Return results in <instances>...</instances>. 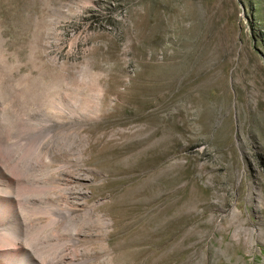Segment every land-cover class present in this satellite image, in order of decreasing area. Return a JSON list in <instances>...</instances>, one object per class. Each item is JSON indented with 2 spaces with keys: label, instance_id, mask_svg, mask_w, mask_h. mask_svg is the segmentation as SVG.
<instances>
[{
  "label": "rangeland",
  "instance_id": "1",
  "mask_svg": "<svg viewBox=\"0 0 264 264\" xmlns=\"http://www.w3.org/2000/svg\"><path fill=\"white\" fill-rule=\"evenodd\" d=\"M0 98L54 117L13 141L69 209L40 258L264 264V0H0Z\"/></svg>",
  "mask_w": 264,
  "mask_h": 264
},
{
  "label": "bare ground",
  "instance_id": "2",
  "mask_svg": "<svg viewBox=\"0 0 264 264\" xmlns=\"http://www.w3.org/2000/svg\"><path fill=\"white\" fill-rule=\"evenodd\" d=\"M64 104L66 105V102ZM64 107H61V109L64 110ZM3 112L0 109V243L7 246V248H13L14 252L15 250L23 251L20 253L17 252L16 255L13 253L2 254L0 252V264H20V262L22 264H32L35 261L34 264H62L68 260L65 254L60 253L54 257L52 255V258L49 256L51 259H47V257L44 259V256L42 259L35 253V250H33L34 247H31L32 245L28 246L29 244L25 243L26 239L24 235L32 225H39L38 221H41L40 216L37 217L36 214H43L41 216L45 217V224L42 227L47 224L52 226L65 220L68 216L69 209L66 204H60L55 199L51 190L46 189L44 178L40 179V176L38 177V174H43V164L37 160V156L33 154L29 155V153L25 159L23 152L20 155L19 150L14 147L15 142H13L28 140L29 144H31V147H29L32 148V151L40 147L44 148L48 143V139L51 137L49 135V124L54 119L53 114L50 111H45L42 114V120L45 121L38 128L37 119L41 117H37V113L35 112H27L28 117H25L36 121V125H30V123H26L27 121L23 124L20 123L22 124L20 131L18 129L13 130L9 133V136L7 135L8 137H5L4 132L2 133L1 131L4 120L3 118L1 122ZM4 125H6L5 122ZM45 126H48L47 130L44 128ZM25 146H28L26 142ZM26 147L23 146V148ZM28 212H32L30 213L31 216H26L29 214ZM50 234L53 235V233ZM49 236L51 237V235ZM24 250L26 253H33V261L26 255Z\"/></svg>",
  "mask_w": 264,
  "mask_h": 264
}]
</instances>
